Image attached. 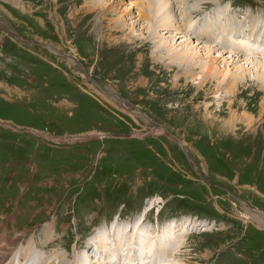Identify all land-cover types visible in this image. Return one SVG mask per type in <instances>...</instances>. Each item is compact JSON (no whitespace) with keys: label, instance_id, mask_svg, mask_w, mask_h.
I'll use <instances>...</instances> for the list:
<instances>
[{"label":"rangeland","instance_id":"1","mask_svg":"<svg viewBox=\"0 0 264 264\" xmlns=\"http://www.w3.org/2000/svg\"><path fill=\"white\" fill-rule=\"evenodd\" d=\"M89 2L0 0L11 31L0 25V257L8 263V247L23 243L29 264H74L94 234L147 210L151 233L186 215L209 221L198 232L188 222L184 243L178 228L170 264H264V87L250 76L258 64L229 54L216 62L223 51L205 50L197 23L188 34L172 27L175 40L165 34L201 54L178 67L162 48L97 35ZM135 2L110 7L136 14ZM174 3L181 24L186 5L198 10L193 20L235 16V27L255 26L264 40V0ZM136 23L140 33L145 22ZM209 63L235 81L205 75Z\"/></svg>","mask_w":264,"mask_h":264},{"label":"bare ground","instance_id":"2","mask_svg":"<svg viewBox=\"0 0 264 264\" xmlns=\"http://www.w3.org/2000/svg\"><path fill=\"white\" fill-rule=\"evenodd\" d=\"M87 1H90L89 3H92L91 9L89 10H94L95 12H97L94 15V18H92V22L94 23L93 31L97 35L104 36L105 32L108 31V34H106L104 37L112 38L118 42L125 41L131 46L134 45L136 42H141L144 46H149L151 44L155 49V52L158 51L159 48H162V52L166 53L167 55L166 58H168V60L179 63V65L177 64L178 67L187 66L190 64L198 65L196 63V59L200 58L201 54L199 53V50H192V44L186 39L184 44L186 46H189V49L187 48L188 50L178 48L177 45L171 46V44H168L166 40L167 36L165 34H169L168 36L171 37V39L175 40L177 36L172 33V27H176L178 32H183V30H185L188 34V32H191L193 28L195 29L197 27V23H199L201 24V27H198V30L196 32H192V34H194L199 39V41L203 40L206 42L207 48L205 50L208 53L213 52V48H219L221 52L223 51V53H220V55H218L217 57L214 56L216 62L218 61L219 57L223 56L224 54H229L230 56H227L225 58L233 59L234 61V55L249 56L246 57V59L244 60L249 63L258 64V66H256L258 67V69L255 73H253V71L250 76H256V79H259L260 82H262L261 86L264 87L263 37L260 34H254V32L257 31V28L255 26H253V28H251L250 30H248V27H235V21H233L235 19H232L235 16H228L227 20H225L224 22H220L219 19L217 20L215 18L217 15L214 13L212 16L207 15L206 18H204V15H201L198 16L196 20H193V16L195 13L193 11L198 10L194 8L192 10L190 9V12L192 14L191 15L189 14V8H187L185 5L183 6L185 8H180L182 11L181 24L180 19H178V17H175L173 13L175 14L176 7L174 1L181 6L183 5V0H141V2H135L132 5V9L139 7V11L136 14L134 13V10L128 12L122 11L120 9L118 10L117 8L115 10L113 7V9L110 7L115 3H119L121 0H110V4L108 3V0ZM114 7L116 6L114 5ZM133 13L135 15H133ZM130 14L132 15L130 16ZM114 15H116L117 17H114ZM183 16L185 18L184 22ZM213 19L216 20L212 22ZM130 20L135 23L131 24ZM140 20H144L145 24L142 25L141 32L136 33L135 24H137L136 22ZM0 25L10 31L7 21H5V19H3L2 17H0ZM127 30L129 31V33L127 32ZM91 33L92 32H90L89 34ZM103 40L106 41V38H104ZM112 44L114 43L112 42ZM199 44H202V42H200ZM196 47L197 49L198 47L200 49V45ZM205 47L206 46H204V48ZM202 50L204 49L202 48ZM203 65L205 66V64ZM260 67H262V69H260ZM205 69V75L211 74L223 77V79L232 78L231 82L235 81L233 78V74L230 73L229 70L225 71L224 73H219L220 71L216 70V68L213 67L211 63H209L208 67ZM242 71L244 72V75H241L244 77L237 78L239 80H243L244 78H246V70L242 69ZM235 76L236 74H234V77ZM239 80L238 82H240ZM127 111H131V116L135 118V110H128L127 108ZM135 120H137V118H135ZM147 213V210H144L143 212L141 211L140 214L135 217V221L132 223L128 221H122V224L120 223L121 225L119 223L117 224V226L114 225L117 231H112V233L105 232V234H100L99 231L97 234H94L91 237L92 239L89 238L87 240L88 247L84 248V251L77 255L78 258L75 257L74 264H170V261L164 260V256L167 254L169 255L171 251L173 253L179 250L178 244H180V242L178 240V237L180 232H177L178 228H183L184 237L185 234H188L192 225L191 224L189 228L187 223H191V221H188V219H186L184 220V225H180L177 222H173L171 225H163L161 228L159 227L160 229L155 227L154 230H152L153 232L151 233V227L149 226V224L145 223V216ZM256 213H258L259 219L263 224L264 214L262 212L257 211ZM117 237L119 241L117 240ZM5 250L6 249H4V251ZM95 250L100 251L96 256L92 254V252ZM20 252L22 253L20 260L14 259L17 253L16 250L15 252H13L12 260L8 264H28V248H22ZM157 256L159 257V260L156 262ZM6 259V256H1L0 264H4ZM33 261L37 262V259H34ZM33 261L31 263H35ZM175 262L176 261L174 260L172 264H174Z\"/></svg>","mask_w":264,"mask_h":264}]
</instances>
